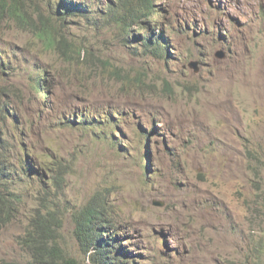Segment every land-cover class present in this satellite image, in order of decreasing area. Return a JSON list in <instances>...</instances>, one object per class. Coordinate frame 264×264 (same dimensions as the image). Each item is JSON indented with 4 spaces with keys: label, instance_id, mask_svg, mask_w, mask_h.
Returning <instances> with one entry per match:
<instances>
[{
    "label": "rangeland",
    "instance_id": "374dc122",
    "mask_svg": "<svg viewBox=\"0 0 264 264\" xmlns=\"http://www.w3.org/2000/svg\"><path fill=\"white\" fill-rule=\"evenodd\" d=\"M60 1L18 4L28 21L58 26V48L0 12V126L26 139L46 169L44 182L31 180L24 212L0 227V264H29L19 238L46 203L64 212L69 252L91 264L73 213L95 196L111 206L109 233L125 260L264 264L252 248H264V0H152L158 22L127 27L128 36L123 11L110 15L119 1L73 0L89 12L65 22ZM154 30L166 36V58L140 46ZM44 70L48 83L37 77ZM38 82L52 85L48 99ZM79 115L113 129H79ZM57 162L60 185L48 170Z\"/></svg>",
    "mask_w": 264,
    "mask_h": 264
},
{
    "label": "trees",
    "instance_id": "16d2710c",
    "mask_svg": "<svg viewBox=\"0 0 264 264\" xmlns=\"http://www.w3.org/2000/svg\"><path fill=\"white\" fill-rule=\"evenodd\" d=\"M18 4L19 0H0V12H7L10 18H17L26 25H30L31 32L46 46L57 48L59 44L57 33L60 34L58 26L48 25L45 20L28 21L19 10ZM121 6L129 11H134L138 21L142 17L149 18L153 13H159L156 10L157 7L150 0H124ZM58 7L60 10H64L62 14L64 18L60 19L61 22H65L67 18L86 17L85 13L89 11L88 7L72 0H62ZM141 42H143L140 45L141 48L147 52H152L159 58H166L167 47L163 36L160 38L149 37ZM3 55L4 52L0 50V72L6 70L2 63ZM78 56H81V53ZM37 76L48 83V78L52 79L53 73L44 70ZM50 88H53L52 85ZM50 88L44 89L40 82L34 86L36 92L42 94L45 100L50 96ZM78 119L81 120L78 123L79 129H90L87 127L90 123L88 118L79 115ZM1 121L7 124L8 118L3 117ZM10 137H13V140ZM25 142L26 139L21 138L19 133L14 131L12 133L9 128L0 126V227L7 226L14 218L19 217L27 206L26 194L28 192L25 186L23 188L20 186V182L25 180L23 176H27L30 180L36 179L44 182L46 169H44L43 163L39 164L40 169L32 166L33 161L37 160L35 148ZM54 165L55 168L50 167L48 170L55 174L52 179L54 183L60 185L64 182L60 176V171L64 167L58 162ZM20 168L23 171L22 177L18 174ZM55 207L48 203L43 204L39 211L36 209L28 217L29 224L25 234L19 238V243L30 255L29 264H85L69 252L62 239L63 223L61 218L64 212L59 205H55ZM110 212L111 206L103 198L95 196L83 208L73 213L75 226L73 236L81 252L91 264H139L136 260H125L123 257L129 253L125 252L123 247H116V238L111 237L112 235L109 233ZM256 240L253 238L254 243ZM252 248L254 252L260 254V262H262L264 248L257 249L255 244ZM5 264L19 263L5 262Z\"/></svg>",
    "mask_w": 264,
    "mask_h": 264
},
{
    "label": "clouds",
    "instance_id": "9594fccd",
    "mask_svg": "<svg viewBox=\"0 0 264 264\" xmlns=\"http://www.w3.org/2000/svg\"><path fill=\"white\" fill-rule=\"evenodd\" d=\"M57 1H59V0H57ZM73 1V0H72ZM117 1H119L118 2V5H114V7H111L110 8V15L112 16V18L114 19V20H118V16H119V14H120V11L122 10L123 11V13H122V15H121V20H120V22L123 24V29L125 30V32H126V34H127V36L129 35V31L130 30H132L133 29V27H134V25L135 24H142L143 22H144V20H147L149 23H157L158 22V17L159 16H161V14H162V7L160 6V5H158V4H156V2H154V1H152V0H150V2L152 3V4H154L156 7H157V11H159V13H153L149 18H146V17H142V19L140 20V21H138L137 19H136V13L134 12V11H129V10H127V9H125V8H123L121 5H122V2L124 1V0H117ZM61 2V1H60ZM60 2H58V4L60 3ZM80 4V3H79ZM86 7V6H85ZM59 8V7H58ZM89 12V11H88ZM88 12H86L85 14H87ZM39 18L41 19V18H43L42 16H39ZM36 19H38V17L36 18ZM47 23H48V21H47ZM50 23H48V25H49ZM130 28V30L127 32V30H126V28ZM154 34L152 35V36H149L150 38H155V37H157V38H160V36H163V40L165 41V43H166V41H167V39H166V36L165 35H163V34H160V35H158V32L156 31V30H154V32H153ZM57 36H58V33H57ZM148 37V38H149ZM136 38L137 39H139L138 38V36H136ZM57 40H58V43L60 44V41H59V39H58V37H57ZM57 45V48L60 46V45ZM165 46H166V44H165ZM167 47V46H166ZM1 50V49H0ZM166 50H167V48H166ZM1 51H3V50H1ZM4 52V51H3ZM222 53H224L225 54V57L224 58H222V57H219L218 55H217V57L218 58H220V59H225L226 58V53L224 52V51H221ZM220 53V52H219ZM218 53V54H219ZM6 58V53L4 52V55H3V60H2V63H3V61H4V59ZM193 63H198V67H199V71H197L196 70V68H194V67H192V64ZM193 63H191V65H190V67L192 68V69H194L195 71H196V73H199L200 71H201V68H200V63L198 62V61H195V62H193ZM38 74H40V73H37V75ZM38 77V76H37ZM39 79H41V78H39ZM43 79H46L47 80V78H44L43 77ZM42 84V83H41ZM43 85V84H42ZM44 87V86H43ZM44 89H48V88H45L44 87ZM38 93V92H37ZM110 117L113 119V114H110ZM90 124V123H89ZM88 124V125H89ZM87 125V127H89ZM90 129H87V128H85V130H96L97 128H99V129H102V130H105V131H103L104 133L103 134H105L106 133V131L107 130H109V129H113V123L111 122V121H107L106 122V125H104V126H93L92 128L91 127H89ZM36 152V151H35ZM36 159L37 160H35V161H33V167H34V165H37V166H39V164H40V161L38 160V155L36 154ZM25 177H27V176H25ZM24 177V178H25ZM28 178V177H27ZM25 188H26V190H27V192H29V188L32 186V182H31V180L28 178V180H26L25 179Z\"/></svg>",
    "mask_w": 264,
    "mask_h": 264
},
{
    "label": "water",
    "instance_id": "95a60500",
    "mask_svg": "<svg viewBox=\"0 0 264 264\" xmlns=\"http://www.w3.org/2000/svg\"><path fill=\"white\" fill-rule=\"evenodd\" d=\"M218 56L224 58V57H225V54L222 53V52H220V53L218 54ZM192 67L196 68V70L199 71L198 63H193V64H192ZM157 206H161V205L157 204Z\"/></svg>",
    "mask_w": 264,
    "mask_h": 264
}]
</instances>
